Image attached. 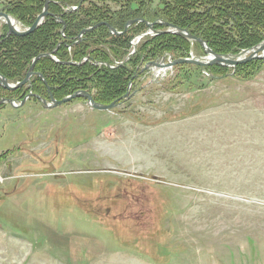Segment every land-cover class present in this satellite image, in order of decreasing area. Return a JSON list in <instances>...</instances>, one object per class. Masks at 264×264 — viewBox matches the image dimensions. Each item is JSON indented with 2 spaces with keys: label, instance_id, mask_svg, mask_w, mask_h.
Instances as JSON below:
<instances>
[{
  "label": "rangeland",
  "instance_id": "obj_1",
  "mask_svg": "<svg viewBox=\"0 0 264 264\" xmlns=\"http://www.w3.org/2000/svg\"><path fill=\"white\" fill-rule=\"evenodd\" d=\"M238 66L149 69L110 110L1 103L0 264H264V61Z\"/></svg>",
  "mask_w": 264,
  "mask_h": 264
},
{
  "label": "trees",
  "instance_id": "obj_2",
  "mask_svg": "<svg viewBox=\"0 0 264 264\" xmlns=\"http://www.w3.org/2000/svg\"><path fill=\"white\" fill-rule=\"evenodd\" d=\"M80 1L50 0L51 15L29 35L7 37L8 27L3 26L0 72L11 83L25 78L38 55L51 53L56 60L44 56L35 64V71L44 75L51 93L41 76L34 75L31 86L7 90L0 84V100L6 97L22 101L30 91L48 100L51 95L59 100L78 90H87L98 103L111 104L127 92L130 84L135 87L143 79L145 72L140 71L150 61L159 60L165 54L173 58L190 57V41L174 33L143 38L131 55V40L147 30L144 22L133 24L121 35L111 33L103 24L87 31L77 42L83 29L102 22L124 31L129 20L162 19L187 29L221 54L238 53L264 40V0H159L157 6H154L155 0H83L79 5ZM45 3L46 0H0V10L14 16L23 27H30L44 10ZM73 6L78 9L71 10ZM113 6L119 9L114 10ZM57 17L64 21V30L63 22ZM166 28L162 24L155 25L157 31ZM260 63L261 60H254L239 65L236 75L237 72L242 74L245 67ZM183 65H194L200 71L215 75L230 68L179 64L173 69ZM34 102L39 103L37 97L30 98L21 108Z\"/></svg>",
  "mask_w": 264,
  "mask_h": 264
},
{
  "label": "water",
  "instance_id": "obj_3",
  "mask_svg": "<svg viewBox=\"0 0 264 264\" xmlns=\"http://www.w3.org/2000/svg\"><path fill=\"white\" fill-rule=\"evenodd\" d=\"M83 2V0L80 1L79 5H81ZM49 3L50 0H46L45 3V7L44 10L37 16L35 22L33 23L32 26L25 28V29H21L18 26L19 21L17 19H15L12 15L4 12V11H0V38H1V20H4L6 22V24L8 25V35L11 34H15L18 36H25L28 35L30 33H32L33 31H35L44 21V19L48 16L51 15L49 12ZM78 7L74 8L77 9ZM57 19L59 21H62L64 26L63 29H65V23L62 20L61 17H57ZM15 21V22H14ZM139 21H144L142 18H137V19H133L127 22L126 24V28H128L130 25L139 22ZM157 22H146V24L149 26V29L152 31V35H156L159 33H174V34H178L181 36H184L186 38H188L189 40L193 41V42H198L201 44V46L204 48L206 55L204 56H192V57H181V58H173L172 56H170V58L166 61V55L163 56V58L160 61H151L149 62L144 68L141 69L140 73H143L149 69L152 68H161V69H167V68H173L178 64H195L201 67H208V66H213V65H221V66H225V67H236L239 64H243L252 60H256V59H261L264 61V40L262 42H260L259 44L251 47V48H246V49H242L240 52L238 53H230V54H221V53H217L215 50H213L205 40H203L200 37H197L196 35H193L192 33H190L187 29H183L181 27L175 26L173 24L170 23H166L161 21L160 23L164 24L167 28L166 30H162V31H157L156 29H154V25ZM107 25L111 32L118 34V32L115 30V28H113V26H111L110 24L106 23V22H102L97 24L95 27H98L100 25ZM92 27H88L82 30V32L79 34V39H82L83 34H85L87 31L92 30ZM134 51H136V45H135V49ZM134 51L131 53L133 54ZM44 56H50L53 57L51 54L45 53V54H40L39 56L36 57V59L34 60V62L32 63L29 71L27 72L26 77L18 82V83H10L8 81V79L2 75L0 73V83L1 85L8 89V90H13L16 88H20L24 85H26L27 83H30L31 81V77L36 74L35 72V64L37 62L38 59H40L41 57ZM43 79L44 82L47 84L46 79L44 78L43 74L38 73ZM130 88H131V84L128 88V91L126 93V96H129L130 93ZM49 90H51L50 88H48ZM30 96H35L37 97L44 106H46L47 108H53V107H57L60 106L62 104L68 103L76 98L79 97H84L87 98V102L89 104L90 107L98 109V110H110L114 107H116L118 105L119 99L115 100L114 102H112L111 104H100L98 102H96V100L93 98V96L84 90H80L75 92L74 94L64 97L61 100H56L55 98L52 97V104L48 103L47 99L42 98L40 95L37 94H33L30 93L20 104L17 105V100L15 99H6L3 98L0 101L1 103H9L15 107H19L22 106L28 97Z\"/></svg>",
  "mask_w": 264,
  "mask_h": 264
},
{
  "label": "flooded vegetation",
  "instance_id": "obj_4",
  "mask_svg": "<svg viewBox=\"0 0 264 264\" xmlns=\"http://www.w3.org/2000/svg\"><path fill=\"white\" fill-rule=\"evenodd\" d=\"M79 3H80V2H79ZM76 7H77V6H73V7H71V10H76V9H74V8H76ZM77 9H78V8H77ZM4 12H5V11H4ZM6 13H7V12H6ZM50 14H51V13H50ZM13 17H14V16H13ZM14 18H15V17H14ZM15 19H16V18H15ZM44 20H45V19H44ZM18 21H19V20H18ZM43 22H44V21H43ZM43 22H42V23H43ZM65 26H66V25H65ZM25 28H26V27H25ZM63 30H64V29H63ZM78 37H79V36H78ZM82 37H83V36H82ZM133 50H134V49H133ZM133 50H132V51H133ZM53 58H54V57H53ZM54 59H55V58H54ZM55 60H56V59H55ZM152 61H155V60H152ZM150 62H151V61H150ZM30 67H31V66H30ZM29 69H30V68H29ZM28 71H29V70H28ZM0 73H1V72H0ZM2 75H3V74H2ZM33 76H34V75H33ZM33 76H32V77H33ZM39 76H40V75H39ZM43 76H44V75H43ZM25 77H26V76H25ZM32 77H31V79H32ZM41 78H42V77H41ZM44 78H45V77H44ZM42 79H43V78H42ZM8 81H9V80H8ZM43 81H44V79H43ZM46 81H47V80H46ZM9 82H10V81H9ZM19 82H20V81H19ZM10 83H11V82H10ZM16 83H18V82H16ZM44 83H45V82H44ZM47 83H48V82H47ZM0 84H1V83H0ZM14 84H15V83H14ZM45 84H46V83H45ZM26 85L31 86V81H30V83H27ZM47 86L51 87L49 84H47ZM3 88H4V87H3ZM5 89H6V88H5ZM7 90H8V89H7ZM51 91H52V88H51ZM51 91H50V92H51ZM30 93L35 94L33 91H30L29 94H30ZM29 94H28V95H29ZM28 95H27V96H28ZM27 96H26V97H27ZM26 97H25V98H26ZM32 97H35V96H30V97H28L27 100H26V102H27L30 98H32ZM41 97H42V96H41ZM52 97L55 98L53 95H51L50 100L47 99L48 103H50V104H52ZM3 98H6V97H3ZM3 98H1V100H2ZM25 98H24V99H25ZM42 98H44V97H42ZM6 99H12V98H6ZM45 99H46V98H45ZM55 99H56V98H55ZM56 100H57V99H56ZM22 101H23V100H22ZM38 101H39V104H42V105H43V103H42L39 99H38ZM18 102H21V101H18ZM26 102H25V103H26ZM4 103L7 104L6 102H4ZM25 103H24V104H25ZM24 104H23V105H24ZM23 105H22V106H23ZM22 106H21V107H22ZM43 106H44V105H43ZM21 107H20V108H21ZM45 107H46V106H45ZM53 108H54V107H53Z\"/></svg>",
  "mask_w": 264,
  "mask_h": 264
}]
</instances>
